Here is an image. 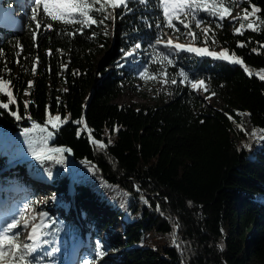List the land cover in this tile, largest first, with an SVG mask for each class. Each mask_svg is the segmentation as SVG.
<instances>
[{
  "label": "trees",
  "instance_id": "16d2710c",
  "mask_svg": "<svg viewBox=\"0 0 264 264\" xmlns=\"http://www.w3.org/2000/svg\"><path fill=\"white\" fill-rule=\"evenodd\" d=\"M0 1L7 13L19 5ZM229 3L231 16L223 21L193 6L195 18L205 23L196 28L192 17L181 14L191 27L173 20L179 32L167 27L160 0L147 4L130 0L129 10L103 5L105 14L112 13L116 20L84 27L82 33L76 31L79 25L52 22L51 30L42 27L34 38L31 18L21 29L0 28L5 35L0 38V79L11 80L8 91L14 97L8 109L0 108V169L15 168L0 182L2 197L32 188V182L25 180L32 167L21 163L24 155L4 136L44 129L50 131L49 138L37 142L36 148L42 145L45 151L32 153L71 163L68 171L60 170L46 180L57 195L54 202L66 198L83 213L81 225L68 222L46 228L42 249L34 253L39 264H91L89 260L112 252L118 256L108 264H264V80L260 79L264 0ZM239 6L242 16L252 6L260 11L231 22ZM249 22L255 31L247 27ZM240 24L242 34L235 30ZM190 31L198 38L188 35ZM169 36L182 40L190 36L197 45L227 49L244 63L234 65L156 44ZM114 39L115 51L110 53ZM240 43L245 46L238 47ZM136 44L140 66L131 68L133 58L126 55ZM157 80L167 81L171 93L164 104L116 102L127 82L136 90L137 83L149 86ZM199 80L205 82L207 97L215 93L222 100V110L208 106L192 88ZM8 99L6 92H0V103ZM13 112L21 118L17 120ZM245 118L252 136L245 130ZM101 184L128 198L126 211L95 187ZM116 223L122 224L120 233L101 240ZM78 239L81 246L89 240V250L104 255L89 253L72 261ZM59 241L65 253L48 255L47 250L59 251ZM3 263L25 264L12 259Z\"/></svg>",
  "mask_w": 264,
  "mask_h": 264
},
{
  "label": "rangeland",
  "instance_id": "374dc122",
  "mask_svg": "<svg viewBox=\"0 0 264 264\" xmlns=\"http://www.w3.org/2000/svg\"><path fill=\"white\" fill-rule=\"evenodd\" d=\"M12 2H18L19 5L15 7L14 10H11L10 13L4 12L5 6L4 2L0 1V28L1 27H7V28H17L21 29L24 28L29 19L31 18V9L34 7L32 0H5V3L7 5H11ZM165 7V6H164ZM4 10V11H3ZM242 8L240 6L237 8L236 14H234L231 18V22L236 21L237 19H240L242 17L241 14ZM237 18V19H233ZM116 20V19H115ZM114 20V21H115ZM22 22V25L19 27V23ZM18 27L14 26L17 25ZM117 28V23L115 22L113 24V28H111L112 32V38L115 37L114 29ZM4 34L2 30L0 29V38H4ZM173 40V43H179L184 44L188 47L193 48H207L210 52H216L219 53L223 51V48H214L209 49L206 46L197 45L194 43L193 38L190 36H185V39H179L175 36H169ZM168 37V38H169ZM167 41V40H166ZM161 42L160 46H165V43ZM179 51L180 50H175ZM129 53L131 55H126L127 57L131 56L133 58L132 62L130 63V67L138 68L140 66V54L138 53V49L134 48ZM187 53L198 55L194 52ZM201 56V55H200ZM264 75V73H263ZM193 88V87H192ZM135 89H131V85L127 82L125 84V92L123 95H121L116 102L119 105L124 104H138V105H157V104H164L167 102L170 97L171 93L168 89V85L164 80H157L154 83H152L149 86L143 85L142 83L135 84ZM196 92L201 95L204 99L207 101V105L217 108L219 110L223 109L224 103L222 100L213 95L207 97L206 91L204 90V87H200L199 89H195ZM246 123L245 130L249 133L250 136L254 134L253 128L248 122V120L244 119ZM50 131H45L41 129H33L29 132H24L23 134L15 137H10L8 135H5L4 138L6 140V143L10 146L19 148L18 151H20L24 155V158L21 163H29L32 167V171L30 172V175L25 178V180L29 181L31 183V191L28 189L23 190H15L13 193H9L8 195H5L2 197V190H0V200L5 199L8 200L9 197H13L15 201L11 204L7 205L4 204L5 201H1L0 203V209L4 210L3 215H0V232L3 231V228L10 223L15 216L19 217V219L23 218L24 221L28 223L27 229H17V231L20 233V240L25 243H33V241L28 240L27 237L31 233L32 226L33 225H40V228L37 231V239L35 240V247L37 248V252L42 249V238L44 235V232L46 228L50 224H56L58 226H65L69 223H74L81 225V220L83 213L76 208V205L74 202H70L68 199H63L59 203H55L54 200L57 198V195H54L51 191L50 185L46 183V180L48 178H51L56 172L58 171H68L71 163L68 161H57V160H51L50 158H45L44 155L38 156L34 155L32 152L34 149H37L38 153H42L45 151V148L40 145L36 148V143L42 140L47 141L49 138ZM24 147V148H22ZM29 154V155H27ZM27 155V156H26ZM18 167V166H17ZM15 168H8V169H0V182L2 178H4L5 173H7L8 176H12L11 173ZM7 176V177H8ZM91 179L90 176L84 178L85 180ZM23 180V179H21ZM39 180H42L44 183H40ZM13 181L12 183H14ZM6 185V184H5ZM7 186V185H6ZM30 186V187H31ZM29 187V188H30ZM95 187L100 190L103 195L110 201L114 202L116 205H118L123 211H126L129 206V200L126 196L122 195L118 192V190L114 188H106L104 185H95ZM7 189V187H5ZM36 199H31V195H36ZM69 197L72 196V188L70 187L68 189ZM25 208L20 211L18 208L19 206L22 207L25 205ZM10 206V207H9ZM40 214V215H37ZM101 216V215H100ZM33 217H36V219H33ZM122 224L119 225V223H116L114 226L113 231L110 232H103L101 235V240L105 241L108 240V238L112 239L114 238L120 231L122 230ZM84 246H81V239H78L77 242L73 245L72 251H71V260L78 262L83 255H87L89 253L91 254H97L94 250L90 249L89 240L84 239ZM59 251L53 252L50 250H47V252H51L53 255L58 256L60 254H64L63 249V242L59 241L58 243ZM36 252V253H37ZM118 256V253L112 252L108 256H105L104 258L100 260H89L91 264H108L109 260L116 259ZM97 257H101L98 256ZM96 257V258H97ZM5 260H10L9 256L6 254ZM64 260H62L63 262ZM7 262V261H5ZM6 264V263H3Z\"/></svg>",
  "mask_w": 264,
  "mask_h": 264
},
{
  "label": "snow or ice",
  "instance_id": "6c2138e0",
  "mask_svg": "<svg viewBox=\"0 0 264 264\" xmlns=\"http://www.w3.org/2000/svg\"><path fill=\"white\" fill-rule=\"evenodd\" d=\"M130 0H32L34 7L31 9V20L35 22V30L33 32V37L38 34V32L42 29L51 30L53 28L52 22H57L63 25H79L80 27L77 28V32L82 33L84 27H92L93 25L103 26L104 21L106 19L115 20L116 16L112 13L105 14V9L103 5H111L112 9L115 10L117 8H123L125 10L128 9V4ZM137 2L142 4H147L148 0H137ZM160 2L165 6L163 9V15L167 20V27L170 29H174L175 31L179 32L180 29L173 23V20L179 22V24L183 25L184 28H190L191 24L186 23L185 19H181V14L183 16L192 17L194 19V26L199 28L202 23L205 21L202 18H195L196 13L192 11L193 6L196 7V10H202L203 12L207 13L208 15L214 16L218 18L220 21L225 20L226 15L231 16L232 12V5L229 3V0H160ZM96 5H101V7H94ZM201 5L203 6L201 8ZM209 5H211V10ZM260 9L252 6L251 11L246 8L244 9V15L240 17V19L247 20L250 16H254L255 13L259 12ZM99 13V15H96ZM237 19V18H233ZM257 20L260 18L257 17ZM45 21H48L45 23ZM222 26V25H220ZM247 27L252 30H256V26L253 22H249ZM244 28V24H240L238 28H236V32L242 34L241 29ZM208 29H202V35L204 36V42L207 43V36H208ZM71 35H75L76 32L70 33ZM106 34V33H105ZM188 35L196 37V34L193 32H189ZM215 42V40H213ZM160 39L156 40V44H160ZM243 43L238 44V47H244ZM135 47L138 49L140 48L139 44H136ZM165 47L170 48L171 50H181V51H189L194 52L199 55H207V56H214L217 59L226 60L234 65H243V60L237 56L235 53L229 55L228 50L224 49L223 51L216 53L210 52L207 48H193L188 47L184 44L173 43L171 37H169L165 43ZM264 47V46H262ZM253 51H257L253 49ZM49 54L51 52L49 51ZM131 55V53H128ZM163 59V57H162ZM171 63V61H168ZM166 75V74H165ZM181 75L184 76L185 74L181 72ZM155 78V76H153ZM185 79L187 77L185 76ZM261 80H264V75L260 76ZM167 82V81H165ZM11 83V80H3L0 79V92H6L8 99L7 103H0V108L8 109L10 103H14L13 93L8 91V85ZM171 83L175 84L176 81L173 79ZM31 86V82H29ZM205 82L203 80L195 81L192 83V87L194 89H199L200 87H204ZM205 87V91H206ZM215 95V93H213ZM27 107V105H25ZM13 116L19 120L21 117L17 116L15 112L12 113ZM56 121L60 120V117H55ZM77 123H81L77 121ZM35 126V125H34ZM53 127H56L53 124ZM86 127V125H85ZM42 131L44 129H41ZM29 129H25V132H29ZM94 143L106 147L103 145L101 141H93ZM57 151H61L58 149ZM40 215V214H37ZM36 219V217H33ZM27 229L28 223L23 220V218L17 220L13 219L10 223H8L4 230L0 232V264H3L5 260L6 254L9 256L10 259L13 261H22L25 264H39V258L34 255L37 252V248L35 247V240L37 237V231L40 228V225H33L31 233L28 235L27 239L33 241V243H25L20 240V233L17 229ZM46 243V241H45ZM53 252L55 249L52 250ZM52 253L49 252L48 255ZM98 256H103V251L97 253Z\"/></svg>",
  "mask_w": 264,
  "mask_h": 264
},
{
  "label": "water",
  "instance_id": "95a60500",
  "mask_svg": "<svg viewBox=\"0 0 264 264\" xmlns=\"http://www.w3.org/2000/svg\"><path fill=\"white\" fill-rule=\"evenodd\" d=\"M116 29L117 28H115L114 29V32H116ZM116 39H114V41H113V46H112V48H111V50H110V53L111 52H113V51H115V45H116ZM180 52H182V53H187V51H181L180 50ZM109 54V53H108ZM107 54V55H108ZM198 56H200L199 54H198ZM200 57H203V58H208V59H212V60H216V61H222V62H229V61H226V60H221V59H217L216 57H214V56H207V55H201ZM104 60H102V62H103ZM83 127L87 130V128L85 127V125L83 124ZM87 166H92L95 170H97V168L95 167V166H93V165H91V164H87ZM6 169H8V168H6Z\"/></svg>",
  "mask_w": 264,
  "mask_h": 264
},
{
  "label": "bare ground",
  "instance_id": "6f19581e",
  "mask_svg": "<svg viewBox=\"0 0 264 264\" xmlns=\"http://www.w3.org/2000/svg\"><path fill=\"white\" fill-rule=\"evenodd\" d=\"M17 23H19V27L22 25V22H17ZM15 26L18 27V24L15 25ZM5 199H2V200L5 201L4 204H7V205H9V204H11V202L13 203V201H15V199L13 197H9L8 200H5ZM2 200H0V203H1ZM3 213H4V210L0 209V215H3Z\"/></svg>",
  "mask_w": 264,
  "mask_h": 264
},
{
  "label": "crops",
  "instance_id": "0c3cea01",
  "mask_svg": "<svg viewBox=\"0 0 264 264\" xmlns=\"http://www.w3.org/2000/svg\"><path fill=\"white\" fill-rule=\"evenodd\" d=\"M17 27V26H16Z\"/></svg>",
  "mask_w": 264,
  "mask_h": 264
}]
</instances>
